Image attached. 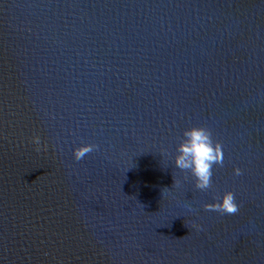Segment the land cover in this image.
I'll use <instances>...</instances> for the list:
<instances>
[{
	"label": "water",
	"instance_id": "1",
	"mask_svg": "<svg viewBox=\"0 0 264 264\" xmlns=\"http://www.w3.org/2000/svg\"><path fill=\"white\" fill-rule=\"evenodd\" d=\"M0 264H264V0H0Z\"/></svg>",
	"mask_w": 264,
	"mask_h": 264
}]
</instances>
